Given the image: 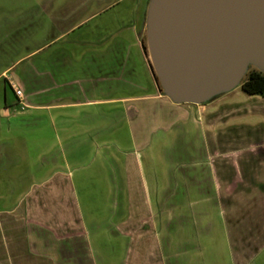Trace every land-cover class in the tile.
Wrapping results in <instances>:
<instances>
[{"label":"crops","instance_id":"1","mask_svg":"<svg viewBox=\"0 0 264 264\" xmlns=\"http://www.w3.org/2000/svg\"><path fill=\"white\" fill-rule=\"evenodd\" d=\"M149 2L0 0V264H264V96L171 99Z\"/></svg>","mask_w":264,"mask_h":264},{"label":"water","instance_id":"2","mask_svg":"<svg viewBox=\"0 0 264 264\" xmlns=\"http://www.w3.org/2000/svg\"><path fill=\"white\" fill-rule=\"evenodd\" d=\"M146 40L164 92L203 103L264 72V0H150Z\"/></svg>","mask_w":264,"mask_h":264},{"label":"trees","instance_id":"3","mask_svg":"<svg viewBox=\"0 0 264 264\" xmlns=\"http://www.w3.org/2000/svg\"><path fill=\"white\" fill-rule=\"evenodd\" d=\"M240 86L247 94L264 96V72L254 66H249Z\"/></svg>","mask_w":264,"mask_h":264},{"label":"rangeland","instance_id":"4","mask_svg":"<svg viewBox=\"0 0 264 264\" xmlns=\"http://www.w3.org/2000/svg\"><path fill=\"white\" fill-rule=\"evenodd\" d=\"M244 79H245V75H243L241 81H243ZM241 81H240V82H241ZM239 89H240V88H239ZM232 95H233V97H234V99H235L234 101H236V102L240 101V98H239V96L237 97V94L233 93ZM238 99H239V100H238ZM227 113H229V111H227V110L224 109V114H227Z\"/></svg>","mask_w":264,"mask_h":264},{"label":"built area","instance_id":"5","mask_svg":"<svg viewBox=\"0 0 264 264\" xmlns=\"http://www.w3.org/2000/svg\"><path fill=\"white\" fill-rule=\"evenodd\" d=\"M14 92L16 94L17 97H19L20 99L22 98V91L18 88L14 89Z\"/></svg>","mask_w":264,"mask_h":264}]
</instances>
